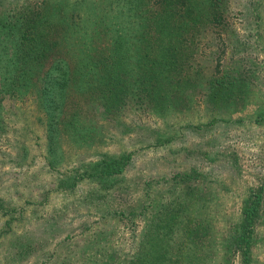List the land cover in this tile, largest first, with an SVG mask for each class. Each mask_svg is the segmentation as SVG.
I'll list each match as a JSON object with an SVG mask.
<instances>
[{
  "label": "rangeland",
  "instance_id": "1",
  "mask_svg": "<svg viewBox=\"0 0 264 264\" xmlns=\"http://www.w3.org/2000/svg\"><path fill=\"white\" fill-rule=\"evenodd\" d=\"M26 2L0 0V15L17 21ZM219 6L222 18L201 27L195 61L203 77L222 79L227 99L208 102L205 78L184 106L99 123L92 147L63 143L54 171L29 100L6 102L0 264H130L146 250L160 264H264V0ZM126 152L123 173L107 184L80 168ZM17 153L27 154L20 167ZM256 195L244 260L237 237Z\"/></svg>",
  "mask_w": 264,
  "mask_h": 264
},
{
  "label": "trees",
  "instance_id": "2",
  "mask_svg": "<svg viewBox=\"0 0 264 264\" xmlns=\"http://www.w3.org/2000/svg\"><path fill=\"white\" fill-rule=\"evenodd\" d=\"M35 1L27 0L17 21L0 15V142L7 131L6 102L29 100L44 129L51 171L59 167L63 143L88 148L101 142L99 123L117 124L127 111L164 115L174 104L186 105L189 90L201 88L206 78L195 61L201 27L223 14L220 0ZM221 80L206 78L208 102L227 99ZM129 155H104L80 168L107 184L123 173ZM26 157L17 153L15 166ZM254 197L237 237L245 242L244 260L248 226L261 204V196ZM146 253L130 264H160L162 256Z\"/></svg>",
  "mask_w": 264,
  "mask_h": 264
}]
</instances>
